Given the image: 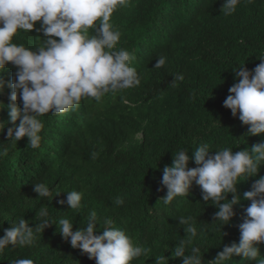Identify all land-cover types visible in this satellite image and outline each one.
<instances>
[{
    "label": "trees",
    "instance_id": "1",
    "mask_svg": "<svg viewBox=\"0 0 264 264\" xmlns=\"http://www.w3.org/2000/svg\"><path fill=\"white\" fill-rule=\"evenodd\" d=\"M222 4L223 0H128L127 7L114 11L111 23L121 32L116 47L135 57L131 66L140 84L108 93L99 103L82 98L66 113L41 116L44 127L36 149L28 147L27 137L8 140L7 128L19 121L11 123L7 108L0 109V120L9 121L0 133V147L8 148L0 157V237L22 218L34 228L40 223L36 212L46 207L49 219L66 217L74 231L86 228L93 210L101 229L104 219H111L134 243L151 249L132 264H156L155 258L163 256L168 259L163 264H183L182 257L172 256L186 235L179 225L182 216L195 221L198 235L188 247L200 248L204 264L225 245L239 242L238 226L250 204L243 193L258 177L237 185L240 203L223 229L212 223L217 208L202 200L195 183L187 197H176L167 205L161 200L167 194L166 188L161 190L163 168L172 165V153L188 149L191 157L202 143L212 150L251 152L252 145L264 141V134L247 137L248 126L223 107L235 83L233 68L245 64L252 70L264 56V0H240L230 16L220 11ZM40 37L42 33L33 30L18 32L13 40L35 48ZM160 56L167 57L166 64L156 69ZM15 71L9 64L0 76L8 82ZM175 74L184 76L177 87L171 84ZM10 91L5 86L0 102L11 103ZM93 152L98 153L95 160ZM195 166L190 160L189 167ZM259 175L264 176V165ZM38 182L50 187L49 197L33 191ZM72 190L83 193L79 211L59 203ZM117 198L124 200L123 205L114 203ZM259 248L264 257V243ZM19 258H30L34 264H96L65 241L55 224L41 229L32 246H8L0 252V264ZM242 259L234 256L225 264H254Z\"/></svg>",
    "mask_w": 264,
    "mask_h": 264
},
{
    "label": "clouds",
    "instance_id": "2",
    "mask_svg": "<svg viewBox=\"0 0 264 264\" xmlns=\"http://www.w3.org/2000/svg\"><path fill=\"white\" fill-rule=\"evenodd\" d=\"M239 3L240 0H223L220 11L230 16ZM127 6L128 0H0V72L9 64L16 68L10 81L0 76V93L5 86L11 90V103L0 102V109L7 108L11 123L19 121L18 126L7 128L9 141L18 142L27 137L28 147L36 149L44 127L41 116L66 113L77 107L82 98H94L99 103L108 93L115 94L140 84L137 70L131 66L135 57L128 50L116 47L121 32L111 23L114 11ZM33 30L43 35L37 47L14 42L18 32ZM258 59L261 62L252 70L245 64L233 68L235 83L223 101V107L248 126L247 137L264 134V56ZM166 60L165 56L158 57L154 68H162ZM173 77V87L184 79L182 74ZM8 122L0 120V133ZM187 151L181 149L172 153V165L163 168L161 190L166 188L167 194L161 200L167 205L176 197H187L195 183L201 189L202 200L212 201L211 205L217 208L212 223H219L223 229L235 216L234 206L240 203L237 185L250 177H258L250 190L243 193V199L250 204L244 209L245 217L238 226L239 242L225 245L207 262L225 264L234 256H242V260L264 264L259 248L264 243V176L259 175L264 165V141L252 145L251 152L248 149L233 151L230 147L212 150L207 143L196 147L191 157ZM7 154L8 148L0 147V157ZM97 156L98 153H92L93 160ZM190 160L195 167H189ZM33 191L38 197L47 198L51 194L50 187L43 182L34 183ZM65 193L66 200L59 203L79 211L83 193L76 190ZM114 203L123 205L124 200L117 198ZM37 216L40 223L34 228L22 218L4 229L0 252L8 246H32L36 234L52 224L65 241L94 259L96 264H132L151 251L134 243L124 230L114 227L111 219H104L101 229L95 210L89 213L86 228L75 231L73 222L66 217L58 221L49 219L46 207L40 208ZM178 220L186 235L172 252L173 258L182 257L183 264H204L200 248L188 247L198 235L195 221L190 216ZM97 231L102 234H95ZM155 260L156 264H163L168 259L163 256ZM11 264H34V261L19 258Z\"/></svg>",
    "mask_w": 264,
    "mask_h": 264
}]
</instances>
